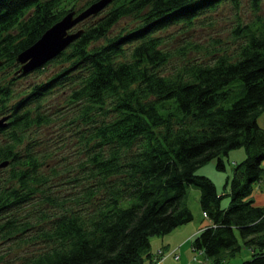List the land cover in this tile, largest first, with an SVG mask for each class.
I'll return each mask as SVG.
<instances>
[{"label":"trees","instance_id":"16d2710c","mask_svg":"<svg viewBox=\"0 0 264 264\" xmlns=\"http://www.w3.org/2000/svg\"><path fill=\"white\" fill-rule=\"evenodd\" d=\"M220 1L108 0L82 19L79 36L24 72L17 54L77 9L75 0H0V116H7L0 126V161L7 160L0 174V238L41 245L17 261L7 260L4 250L0 264H153L150 237L192 216L184 204L187 184L199 188L206 219L190 236L191 249L209 264H222L238 251V234L248 249L239 263L264 264V206L249 196L264 158V128L257 121L264 113V26L237 23L233 33L241 31V40L230 53L211 52L210 63L183 59L173 71L159 70L171 51L156 30L178 20L188 26ZM249 2L258 8L259 0ZM123 16L127 22L112 32ZM47 64H53L50 73L15 87L16 78ZM64 85V124L75 123L86 152L71 165L78 171L69 181L79 190L59 195L51 188L59 173L54 163L46 165L49 153L39 151L40 132L29 129L56 117L43 101ZM237 146L245 155L224 178V207L210 177L194 168L209 158L223 168L222 155ZM27 202L34 205L31 215L19 211ZM50 206L55 211L48 213Z\"/></svg>","mask_w":264,"mask_h":264},{"label":"rangeland","instance_id":"374dc122","mask_svg":"<svg viewBox=\"0 0 264 264\" xmlns=\"http://www.w3.org/2000/svg\"><path fill=\"white\" fill-rule=\"evenodd\" d=\"M86 0H75V8L85 4ZM68 6V5H67ZM128 16L120 17L117 23L114 24L111 31L114 32L120 28V26L126 23ZM171 22L165 26H161L156 30L162 36L163 49L166 48L171 51L166 63L160 65L159 70L163 73L173 71L176 67L182 63L183 59H197L205 63H210L214 58L213 53L218 52H231L233 45L241 40V31L238 35H234V26L238 23L242 25L244 23H252L256 25L260 22L264 26V0H259L258 8H253L250 5L249 0H237L236 5L227 0L218 2L215 7H208L198 12L197 16L192 20L188 26H181L182 22ZM264 29V28H263ZM53 69V64H47L46 69L41 72L27 73L23 77L16 78L14 85L20 88L27 82L34 80L35 78L44 77L48 72ZM56 97L50 99L49 97L43 101V107L45 110L51 111L52 116H56L49 125L43 126L40 130L38 128L30 127L29 130L32 132H40L39 151L49 153V159L46 165L54 163L57 173L51 179V188L55 193L59 195L67 194L68 192H74L79 190V183L69 181L72 174L76 171H72L71 165L77 163V161L84 158L85 150L81 141L74 132L76 129L75 123L64 124L65 116L62 113V109L66 110L65 107L69 106L68 101H63V95L69 90L68 85L59 87ZM234 95H237L234 94ZM233 97V96H231ZM75 112V111H73ZM70 114V113H68ZM78 130L82 131V127H77ZM5 131H0V139H2ZM49 142V143H48ZM48 143L49 147L45 144ZM53 151V152H52ZM242 146L231 147L228 149L225 155H222L223 168H217L215 166V158H209L203 161L201 164L194 168L195 173L205 174L210 177V180L216 187L218 193H222L219 202L221 206L227 204L228 196L226 192V185L223 187L224 178L230 174L233 162L238 161L244 156ZM68 168V169H67ZM6 172V167L0 166V174ZM77 187V188H75ZM184 193V204L191 210V218L180 225L173 227L166 233L154 234L150 237L151 247H154L156 243L159 245L153 250V257L161 254V258L165 256L163 262L159 259H154L153 264H209V259L205 258L202 252L197 249L192 250L190 247V236L193 232L197 231V228L204 224L206 220L201 213L197 203L198 189L195 185L187 184ZM34 202V200H33ZM35 203V202H34ZM46 206L48 204L41 203ZM264 206V205H261ZM20 212L29 211L30 215L33 212V203H24L20 205ZM27 209V210H26ZM55 211L50 206L48 213ZM29 215V216H30ZM34 218L35 215H34ZM193 230V231H191ZM25 236L31 234L30 229L24 230ZM22 234V233H21ZM169 234V235H165ZM168 238L173 242V248L169 251H165L167 247L166 243H159L158 239L161 237ZM1 237V235H0ZM236 239L240 247L238 251H233L232 254H227L222 264H238L243 259L248 257V249L243 247L241 244L240 237L236 234ZM41 245L33 244L31 241L22 237V239L15 237H3L0 238V254L8 251L6 254L10 261H17L18 258L35 254L41 250ZM160 250L158 253L157 250ZM164 251V252H162ZM178 253L177 258L172 257V253Z\"/></svg>","mask_w":264,"mask_h":264},{"label":"water","instance_id":"95a60500","mask_svg":"<svg viewBox=\"0 0 264 264\" xmlns=\"http://www.w3.org/2000/svg\"><path fill=\"white\" fill-rule=\"evenodd\" d=\"M108 0H94L81 9H69L60 18L54 21L50 26L40 34L36 39L22 49L16 56L22 71L26 72L42 64L48 58H52L58 51L66 47L68 42L79 36L81 27L73 29L88 14L96 13ZM6 115L0 116V126L5 123ZM7 164V160H1L0 166ZM240 264V263H238Z\"/></svg>","mask_w":264,"mask_h":264},{"label":"crops","instance_id":"0c3cea01","mask_svg":"<svg viewBox=\"0 0 264 264\" xmlns=\"http://www.w3.org/2000/svg\"><path fill=\"white\" fill-rule=\"evenodd\" d=\"M257 121H258V124L264 128V113L263 114L261 113L257 117ZM260 164H261L260 166L262 167V176H260L257 180H255L252 183L253 186L251 187L250 192H249V196H251L253 203L256 205H264V158H262L260 160ZM191 231H193V230H191ZM165 235H169V234H165ZM158 242L159 243H163V242L166 243L167 247H163V248H166L165 251H169L170 249H172L174 247L173 242H171V240L168 238V236L166 238L160 237L158 239ZM157 244L158 243H156L154 245V247L150 246V250L152 253H153V250L159 246ZM162 252H164V251H162ZM164 259H165V256H163L160 261L163 262ZM146 262H148V261H145V263Z\"/></svg>","mask_w":264,"mask_h":264},{"label":"built area","instance_id":"2783aa9c","mask_svg":"<svg viewBox=\"0 0 264 264\" xmlns=\"http://www.w3.org/2000/svg\"><path fill=\"white\" fill-rule=\"evenodd\" d=\"M157 252L159 253L160 250L158 249ZM161 254H162V253H161ZM161 254L157 255L156 259H159V260H160V259H161ZM177 254H178V253H174V254L172 255L173 258H176V257H177Z\"/></svg>","mask_w":264,"mask_h":264}]
</instances>
